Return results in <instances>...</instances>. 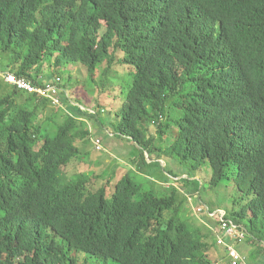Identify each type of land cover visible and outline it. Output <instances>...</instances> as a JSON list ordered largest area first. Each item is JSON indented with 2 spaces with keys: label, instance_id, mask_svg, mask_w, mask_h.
I'll return each mask as SVG.
<instances>
[{
  "label": "trees",
  "instance_id": "trees-1",
  "mask_svg": "<svg viewBox=\"0 0 264 264\" xmlns=\"http://www.w3.org/2000/svg\"><path fill=\"white\" fill-rule=\"evenodd\" d=\"M0 52L11 57L5 76L62 91L40 120L49 99L0 83V264L241 263L182 216L176 187L158 195L125 176L108 197L104 173L67 176L88 158V123L133 141L146 167L158 162L145 157L189 162L191 193L206 165L209 190L232 178L225 219L245 231L240 253L261 264L264 0H0ZM74 64L100 90L125 75L115 121L67 93L59 72ZM171 129L173 142L157 145Z\"/></svg>",
  "mask_w": 264,
  "mask_h": 264
},
{
  "label": "rangeland",
  "instance_id": "rangeland-1",
  "mask_svg": "<svg viewBox=\"0 0 264 264\" xmlns=\"http://www.w3.org/2000/svg\"><path fill=\"white\" fill-rule=\"evenodd\" d=\"M10 63V55L0 52V83L4 84L6 82L5 75L10 72V69H8V72L5 71V69ZM46 67V70H49L48 66ZM119 71L121 72L122 69ZM59 73L61 74L62 86L66 87L65 90L68 94L74 93V98L80 99L84 103V108L98 111L99 109L94 108L96 103L107 107L104 106L106 111L100 115L102 124L108 123V121H115L114 112L116 109L114 110V107L118 105V87L120 81H123L124 74H109L107 78L109 79L108 83H106L105 88H101L100 90L97 87L95 88L94 85L92 86L87 71L80 65L74 64L67 66ZM95 78L96 83L101 86V75L99 71ZM129 79L131 80V78ZM4 88L6 92L10 90L6 86H4ZM54 109L55 106L53 104H48L40 120L44 119L46 116L52 115ZM107 110H109V112ZM44 122L45 121H42L43 124ZM89 125L94 136L91 142L87 146H84V151L82 150L87 154L86 158H88L81 160L76 168L69 172L67 176L78 175V173H96L98 175L104 173L106 177H111L102 182V185H106L107 187L108 197L112 196L116 184L122 182L125 176H128L129 179L141 185L144 191L152 190L158 195H166L168 190L172 187H176L178 189L179 205L182 207V216L188 218L196 227L208 229V231L214 234L213 239L218 240L220 224L217 223L216 217H209L207 211L223 209L220 213H224V210L228 211L233 207V200L237 194V188L232 178L229 177L228 180L226 179L218 188L209 190V185L206 180L211 176V168L209 165H206L195 178L201 181L199 192L191 193L189 185L181 180V178L187 177L186 173L189 172V162L180 163L179 160L173 157H161L158 160H150L148 157H145L148 162H158L156 165H148L146 167L143 163L144 159L141 156V150L133 141L109 136L108 133L111 134L112 131L107 125L105 128L108 130V133L105 130L100 132L98 127L94 126V124L92 125V123H88V126ZM155 131L156 129H153V132ZM175 133L176 131L171 129L165 136L164 141L160 142V140H157L156 144L158 145V143H161L162 145H170L175 139ZM97 143L100 150L96 148ZM166 170H171L181 176L178 178L173 176L168 177ZM198 209H202V212H199ZM241 243H239V245L233 243L236 252L245 259L241 261L243 264H255L252 260H248L246 255L241 254L245 247V244ZM225 252L223 255H225ZM226 255L224 257L229 259L230 256ZM210 258L212 261H216V252L210 254ZM100 264L104 263L102 262Z\"/></svg>",
  "mask_w": 264,
  "mask_h": 264
},
{
  "label": "built area",
  "instance_id": "built-area-1",
  "mask_svg": "<svg viewBox=\"0 0 264 264\" xmlns=\"http://www.w3.org/2000/svg\"><path fill=\"white\" fill-rule=\"evenodd\" d=\"M5 81L8 85L16 87L19 91L27 92L29 94H38L43 98L49 99L54 106L60 105V99H58V96L62 94V91H59L58 88L36 90L26 81L17 80L14 76H5ZM63 95H65V93ZM96 148L100 150L98 143ZM199 211L201 212L202 209H199ZM207 212L209 214V217L211 218L216 217V220L220 224L219 225L220 234L217 240L218 246L223 247L227 250L226 252L227 255L230 256V259H233L235 261L245 260L236 252V249L234 248L233 245V243L239 244L245 240L246 234L244 229L226 220L225 212L224 213H220L221 211L212 212L210 210H208ZM241 264H243L242 261ZM262 264H264V261Z\"/></svg>",
  "mask_w": 264,
  "mask_h": 264
},
{
  "label": "bare ground",
  "instance_id": "bare-ground-1",
  "mask_svg": "<svg viewBox=\"0 0 264 264\" xmlns=\"http://www.w3.org/2000/svg\"><path fill=\"white\" fill-rule=\"evenodd\" d=\"M64 96L67 97L66 94H65ZM60 97H61V96H58V99H60ZM49 101H50V100H49ZM50 102H51V101H50ZM60 102H61V101H60ZM51 104H52V102H51ZM198 211H199V209H198ZM220 211H221V210H220ZM199 212H200V211H199ZM201 212H202V211H201ZM241 257H242V256H241ZM263 261H264V260H263ZM263 261H262V263H263ZM262 263H261V264H262Z\"/></svg>",
  "mask_w": 264,
  "mask_h": 264
},
{
  "label": "crops",
  "instance_id": "crops-1",
  "mask_svg": "<svg viewBox=\"0 0 264 264\" xmlns=\"http://www.w3.org/2000/svg\"><path fill=\"white\" fill-rule=\"evenodd\" d=\"M109 136H111L110 134H108ZM247 259L249 260H252L249 256L247 257ZM254 262V260H252ZM256 264V262H254ZM262 263V262H261Z\"/></svg>",
  "mask_w": 264,
  "mask_h": 264
}]
</instances>
